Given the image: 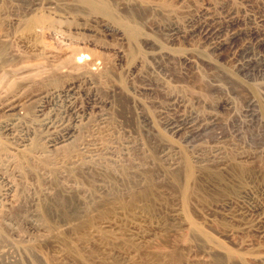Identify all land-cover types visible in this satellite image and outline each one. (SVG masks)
<instances>
[{
    "label": "rangeland",
    "instance_id": "obj_1",
    "mask_svg": "<svg viewBox=\"0 0 264 264\" xmlns=\"http://www.w3.org/2000/svg\"><path fill=\"white\" fill-rule=\"evenodd\" d=\"M263 9L0 0V264H264V43L243 21ZM228 13L221 50L184 31ZM180 116L215 122L186 141Z\"/></svg>",
    "mask_w": 264,
    "mask_h": 264
},
{
    "label": "bare ground",
    "instance_id": "obj_2",
    "mask_svg": "<svg viewBox=\"0 0 264 264\" xmlns=\"http://www.w3.org/2000/svg\"><path fill=\"white\" fill-rule=\"evenodd\" d=\"M229 14V13H228ZM235 15V14H234ZM249 17V16H248ZM240 19H243V18H240ZM193 21L189 22V28L188 26L186 27L188 29V31L184 30L185 32H187L189 34V39H190V36H194L199 38V39H202L204 40L207 44H209L208 46H210L213 50L217 49V50H221L222 47L224 46V44L226 43V35L229 34L231 31L233 33V30L235 29H239V28H236L238 27L237 26V21L238 19H236V17H234L231 13L229 15H226V17H224L223 19H219V18H206V17H203V16H198L197 19H192ZM246 20L245 24H246V28H244V30L246 29V33H247V36L249 37V39L251 40V42H254V43H258V44H262L264 43V9L262 11H260L258 14H254V16L252 15V17L248 18L247 19H243V21ZM242 21V22H243ZM239 23V22H238ZM243 24V23H242ZM110 26V25H109ZM108 26V27H109ZM241 26V25H240ZM107 27V26H106ZM243 27V26H242ZM115 29V28H114ZM111 31H116L117 30H111ZM174 32V31H173ZM134 33V32H133ZM178 32L174 33V34H177ZM182 33V31H181ZM237 34L238 32H234L233 34ZM185 34V33H183ZM173 35V34H172ZM179 35V34H178ZM230 35V34H229ZM175 36V35H174ZM177 36V35H176ZM186 36V35H184ZM181 37V36H180ZM173 38V37H172ZM193 37L191 39H194ZM83 54V53H82ZM80 54L79 57L77 58L78 59V62H81L84 60V58H88L89 59V56L88 55H82ZM238 61V67L241 69V70H244L246 69V64L247 63H242L240 62L239 58L237 57L236 59ZM84 81V80H83ZM87 83V82H86ZM74 85V84H73ZM87 86V85H86ZM71 87V86H69ZM73 89V88H72ZM72 89L71 88H67V89H63L61 91H54V92H51V96H60L63 100H68L71 96H72ZM74 91V90H73ZM74 93V92H73ZM50 94V92H49ZM100 95V94H99ZM76 96V95H75ZM79 96V95H78ZM59 97V98H60ZM73 97V96H72ZM102 97V96H101ZM57 98V97H56ZM45 99V98H44ZM55 99V98H54ZM61 99V100H62ZM71 99V98H70ZM172 99V98H171ZM176 99V98H175ZM51 100V99H50ZM96 100V99H95ZM98 100V106L97 104H95L98 108V119L99 121H104V119L106 118V115H108V111L106 112V109H105V105L108 104L106 101H104L103 99L99 98L97 99ZM180 100V99H179ZM89 101V100H88ZM87 101V102H88ZM44 102V101H43ZM67 102V101H66ZM70 102V100H69ZM73 102V101H72ZM71 102V103H72ZM171 102V101H170ZM175 101H173L172 104H174ZM48 103V102H47ZM65 103V102H64ZM169 103V102H168ZM178 103V102H177ZM170 104V103H169ZM182 104V103H181ZM73 105V104H72ZM175 105V104H174ZM172 106V107H175V106ZM77 106V105H76ZM180 106V105H179ZM183 106V105H182ZM75 107V106H74ZM37 108V107H36ZM67 108V107H66ZM171 108V107H169ZM7 109V108H6ZM73 109V107H72ZM92 109V107H91ZM180 108L178 107V110ZM8 111H15V106L14 105H10L8 106ZM51 111V110H50ZM92 111V110H91ZM38 112L40 113V115H38L39 117H43L41 118L42 122L46 125V122L47 120H49V116H48V113H50L49 111L46 113L45 112V109H44V103H42L40 105L39 103V107H38ZM83 112V110H82ZM52 113V112H51ZM180 113V112H179ZM53 114V113H52ZM94 114V113H93ZM50 115V114H49ZM74 115V114H72ZM179 115V114H178ZM10 119L7 121L5 120V127L4 128H7V129H11L12 126H15V124H18L19 121L21 120V117L16 114L15 112L11 113L10 114ZM52 116V115H50ZM77 116V115H76ZM95 116V115H94ZM56 117V116H55ZM108 117V116H107ZM175 117V116H174ZM178 117V116H177ZM188 117V116H187ZM191 117V116H190ZM186 118V117H179V118H176V119H171L170 123H167L168 126H169V129L170 131H173V134L175 133L176 135H180L182 136L181 138H183L184 140L188 141L190 139H194V140H197V138L202 135L209 127L210 125H212L214 122H215V119H211L210 121H205L204 119H195V118ZM81 118V117H80ZM40 120V118H38ZM53 119V118H52ZM57 119V118H56ZM54 120V119H53ZM98 121V122H99ZM54 122V121H53ZM61 122V121H60ZM55 123V122H54ZM76 123V122H75ZM2 124V125H3ZM53 124V123H52ZM56 124V123H55ZM54 124V125H55ZM40 125V124H39ZM42 125V124H41ZM63 125V124H62ZM60 125V126H62ZM48 126H52L51 123L50 125L48 124ZM56 126V125H55ZM167 126V127H168ZM16 127V126H15ZM48 129V127H46ZM15 129V128H14ZM61 129V128H60ZM54 130V129H53ZM4 131H6L4 129ZM11 131V130H10ZM43 132V131H42ZM61 132V131H60ZM13 133V132H12ZM53 133V132H52ZM63 133V132H62ZM10 134V133H9ZM8 134V135H9ZM57 134V133H56ZM14 135V134H13ZM12 135V136H13ZM62 135H65V133H63ZM71 135V134H69ZM59 136V134H58ZM66 136V135H65ZM54 137V136H53ZM68 137V135H67ZM66 137V138H67ZM64 138V136H63ZM62 138V139H63ZM65 138V139H66ZM71 138V137H70ZM76 138V137H75ZM51 139V138H50ZM54 139V138H52ZM68 139V138H67ZM66 139V140H67ZM20 140V139H19ZM59 140V139H58ZM193 140V141H194ZM57 141V140H56ZM60 141V140H59ZM58 142V141H57ZM124 142V141H123ZM122 142V143H123ZM54 143V141L52 142V144ZM99 143V141H98ZM101 143V141H100ZM127 143V141H126ZM103 144L104 141H103ZM111 144V143H110ZM110 144H109V147H110ZM54 145V144H53ZM96 145V144H95ZM100 145V144H99ZM108 145V143H107ZM112 145V144H111ZM122 145V144H121ZM126 145V144H125ZM129 145V144H128ZM221 145V144H220ZM49 146V145H47ZM104 146V145H103ZM119 146H120V143H119ZM123 146V145H122ZM130 146V145H129ZM98 147V146H97ZM96 147V149H97ZM102 147V146H101ZM117 147V146H116ZM221 147V146H220ZM106 148V146H105ZM112 148H115L113 147V145L108 149V150H111ZM119 148V147H118ZM216 148V147H214ZM224 148V147H223ZM87 149V148H86ZM98 149H100L98 147ZM97 149V150H98ZM124 149V148H123ZM218 149V147H217ZM217 149H214V150H217ZM222 149V148H221ZM220 149V150H221ZM104 150V149H103ZM107 151V149H105ZM104 150V151H105ZM116 150V149H115ZM219 150V151H220ZM223 150V149H222ZM96 151V150H94ZM112 151V150H111ZM110 151V152H111ZM114 151V150H113ZM112 151V152H113ZM117 151H120V150H117ZM123 150L121 149V152ZM97 152V151H96ZM100 152V151H98ZM97 152V154H98ZM119 152V153H121ZM124 152V151H123ZM126 152V151H125ZM218 152V151H217ZM89 153V152H88ZM103 153V152H102ZM100 153V156L101 154ZM108 153V152H107ZM127 153H128V147H127ZM223 153V151H222ZM226 153V152H225ZM105 154V153H104ZM115 154V153H114ZM126 154V153H125ZM215 154V153H214ZM219 154V153H218ZM217 154V155H218ZM93 155V154H92ZM99 155V154H98ZM103 155V154H102ZM106 155V154H105ZM120 154H118L119 156ZM123 155V154H122ZM216 155V156H217ZM221 155V154H219ZM218 155V156H219ZM109 156V154L107 155ZM107 156H104L105 158ZM117 156V157H118ZM215 156V155H214ZM215 156V157H216ZM98 158V156H96ZM95 157V158H96ZM110 157V156H109ZM108 157V158H109ZM107 158V159H108ZM116 158V157H114ZM100 159V157H99ZM116 160V159H115ZM113 161V159H112ZM119 161V160H118ZM117 162V161H116ZM119 164V163H118ZM121 165V163H120ZM124 166V164H122ZM122 166V167H123Z\"/></svg>",
    "mask_w": 264,
    "mask_h": 264
}]
</instances>
